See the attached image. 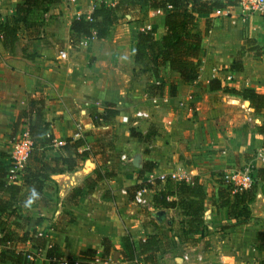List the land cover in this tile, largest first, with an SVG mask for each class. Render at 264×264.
<instances>
[{"label":"crops","instance_id":"1","mask_svg":"<svg viewBox=\"0 0 264 264\" xmlns=\"http://www.w3.org/2000/svg\"><path fill=\"white\" fill-rule=\"evenodd\" d=\"M101 1L113 4L116 0H61L46 8L49 23L44 31L55 40L58 50L43 44V32L38 42L30 46V40L20 32L13 53L6 51L0 41V163L8 173L13 171L10 160L13 125L20 112L28 111L31 100L42 103V119L50 124L54 145H61L68 136L79 135L73 121L77 118L75 113L80 104H96L98 100L85 103L82 97H89L98 80V85H105V90L99 97L104 105L96 113H102L106 103H112L118 113L110 119H119V127H133L137 135L130 132L127 142H114L110 150L115 154L114 159L104 164L112 166V170L108 169L112 175L103 176L93 188L86 182L95 166L91 159V166L83 164L71 172L50 173L51 181L46 182L42 193L44 201L33 199L22 187L19 195L11 200V206L0 215V238L3 227L15 233L12 240L0 242V264H14L19 253L32 255L31 261L25 258L29 263L50 264L45 256L48 243L56 244L61 259L68 264L73 259L77 264L80 248H94L97 256L103 239L113 247L104 258L107 264H181L184 253L190 256L188 264H249L264 259V251L256 248V234L264 231L261 182L253 178L255 197L249 204L250 218L243 223H236L227 207L219 204L218 197V180L223 174L249 168L254 177L255 168L262 165L258 154L264 155V138L257 131L262 116L245 104L248 100L226 93L222 87H250L264 93V19L257 14L242 13L237 4L220 8L229 10L228 15H216L213 10L200 16L197 20L202 34L199 74L195 80L183 82L167 64L159 68L158 78H154L144 70L145 64L134 62L136 35L140 29H155L157 38L163 35L162 10L156 13L147 6L135 8L131 15H124L130 17L128 26L120 25L121 19L106 38L87 40L82 37L78 44L71 45L70 22L78 17L88 18ZM20 2L0 0V21L14 14ZM51 16L53 19L49 21ZM206 21L210 28L205 35ZM125 32L131 34L129 44ZM83 43H88L87 50L80 48ZM246 44L249 48L258 46L260 53L247 49L240 70H230L229 65ZM23 49L25 55L34 54V57H25ZM59 51H65L66 57L59 58ZM76 55L85 60L95 57L93 70L85 78ZM101 63H105L100 69L102 77L93 74ZM134 67L142 71L132 80L127 71ZM116 73L126 75L127 80L124 77L121 84ZM140 77L147 78L142 84L141 98L131 92L127 102L124 96L117 94L124 90L123 95H126V82L137 85ZM214 79L220 83L218 89H212V85L215 86L212 82L210 88V81ZM172 88L173 95L170 94ZM138 109L146 111L148 118L133 124V112ZM28 115L27 112L21 117L19 131L26 128ZM123 115L129 116L131 122H122ZM139 123L142 125L138 128ZM122 154L126 160H121ZM137 154L139 167L131 163ZM46 158L44 160L53 166L54 162ZM83 167L86 172L75 176L74 182L67 178ZM60 173L64 174L63 178H51ZM21 174L22 171L16 174V183L20 185ZM170 174L177 177L172 179ZM161 175L165 176L163 180L159 178ZM169 179L175 185L183 183L202 195V212L198 211L197 196L187 190L167 195L166 200L173 201V205L163 207L158 199ZM5 181L13 180L8 175ZM63 186L65 189L60 193ZM137 188L146 189L149 207L133 203ZM122 189L126 193H122ZM77 194L75 199L73 196ZM7 196L0 192V199L8 200ZM207 214L210 225L205 223ZM39 231L45 235L37 236ZM23 233L28 234L27 239L22 238ZM127 234L136 251L131 261L123 260L120 253L121 238ZM150 236L155 245H147L143 253L140 252V241ZM37 237L45 239L44 248L36 246ZM197 256L201 257L200 261Z\"/></svg>","mask_w":264,"mask_h":264},{"label":"trees","instance_id":"2","mask_svg":"<svg viewBox=\"0 0 264 264\" xmlns=\"http://www.w3.org/2000/svg\"><path fill=\"white\" fill-rule=\"evenodd\" d=\"M61 0H21L14 8V14L6 16L0 21V41L2 47L13 53L15 43L19 39V33L28 40L38 39L42 34V26L44 25L45 10L49 5L57 4ZM234 0H116L113 4H107L101 1L94 6L88 18L78 17L70 22L69 26V41L71 45H76L83 37L87 40L104 39L124 15H131V11L135 8L147 6L150 9H160L164 11V33L160 38L155 36V29H140L136 35L134 62L136 64H145L150 75L158 78L159 68L167 64L172 71L179 74L183 82L193 81L198 77L200 68V43L202 34L197 28V20L200 16L211 13L215 9L225 8L236 5ZM210 24L206 21L204 34L209 31ZM22 30V31H21ZM250 51L259 54L260 48H248ZM249 51V50H248ZM26 50L22 53L25 55ZM25 57L33 58L34 54L25 55ZM242 66V61L234 59L229 65L230 70L238 71ZM214 83L213 88H219L220 83L217 80L210 81ZM161 93V85H158ZM222 90L226 93L240 96L243 100L249 101L251 107L256 114L262 116L263 121L257 126V131L264 138V93L256 92L253 88L245 87L243 89L230 88L223 85ZM170 94H174L173 88L170 89ZM42 103L39 100H31L28 111L19 113L18 119L14 122L11 137L19 132L18 124L21 123V117L29 113V120L26 123V129L32 140V146L29 152L26 166L22 169L21 180L22 185L17 184V180L8 183L5 178L8 176V169L0 163V192L8 194V200L0 199V215L6 208L10 207L11 200L16 198L22 187L28 190V195L33 199L44 201L42 197L43 189L46 187V182L51 181L50 173L73 171L79 165L80 159H87L89 150H79L85 145V140L78 138L67 141L59 145V149L64 152L63 155L53 156L50 158L54 165L44 160L45 151L54 145V136L51 133L49 122L42 119ZM118 111L114 109L112 103H106V108L102 113L94 114L96 117L108 120L116 115ZM132 135H137L132 133ZM71 142V144H68ZM143 171V170H142ZM109 172L102 175L95 171L93 180L86 178L89 188H93L95 184L103 178V176H111ZM255 179L262 184V192L264 194V165L255 168ZM218 197L219 204L227 207L228 214L235 218L236 223L240 224L250 218L249 204L254 200L255 187L254 179L252 186L246 189H235L230 182H226L222 176L218 180ZM144 186V185H142ZM147 187V186H146ZM190 191L192 195L197 196L199 203L198 211L202 212L201 203L203 196L192 190L189 186L183 183L175 185L170 179L167 180L163 192L160 193L158 202L163 207H170L173 201H167L166 196L173 194L175 191ZM35 193V195H33ZM81 192L78 194L80 195ZM71 194V193H70ZM73 196L75 199L79 195ZM194 230V229H193ZM15 235L14 230H5L2 228V236L0 242L12 240ZM23 239L28 238L27 233H23ZM22 238H18L21 240ZM152 236L144 241H140V252L143 253L145 246H154ZM256 248L264 251V231H258L256 234ZM22 241V240H21ZM45 239L37 237L36 246L45 247ZM49 247L45 249V256L50 260V264H58L61 254L59 253L55 243H48ZM113 249L107 239L102 240L101 250L96 256V249L83 247L80 248L77 258V264H94L95 257L101 260L107 258ZM120 253L122 259L131 261L135 258V247L131 237L127 234L121 238ZM24 254L19 253L13 260L14 264H32L27 262ZM70 260L69 264H75V261ZM249 264H264V259L258 260Z\"/></svg>","mask_w":264,"mask_h":264},{"label":"rangeland","instance_id":"3","mask_svg":"<svg viewBox=\"0 0 264 264\" xmlns=\"http://www.w3.org/2000/svg\"><path fill=\"white\" fill-rule=\"evenodd\" d=\"M150 11L151 10H148V12H150ZM43 18H44V23H43L44 25L42 26V31H43L44 37L42 36L43 37L42 40L39 39V41L41 40L44 45H49V47H53V49L58 50L59 47L55 46V43H56L55 40L52 38V36L48 35L49 33H46L44 31L46 24L48 25L49 22L47 21L46 16H43ZM49 18H50L49 21H51L53 19L52 16ZM129 22H130V17L125 16L122 18L120 25L128 26ZM124 35L126 36L127 44H129L130 43L129 37L131 34L129 32H127V33L125 32ZM22 38H24V37L22 36ZM36 42H38L37 39L30 40L29 46L31 44H35ZM79 45H80V43H79ZM87 45H88V43H83L82 47H80V48L87 50L86 49ZM248 45L249 44H246L242 47V51H240L239 56L237 57L238 60L239 59L242 60V56L245 54V51H247V49L250 47V45L249 46ZM76 57H77V61L81 65V71H82V74L85 78L93 70L91 65H92L93 61H95V57L92 58V56H89L86 58V60L81 55H76ZM125 58H127V53H125ZM82 61H84V63H82ZM89 62H90V64H88ZM101 64L102 65L98 66V70H95L93 73V74H96L97 76L99 75L100 77L103 76L100 73V69L102 68L101 66L105 67V63H101ZM141 71H142L141 68H137V70H136L134 67V69L129 70L127 72H128V75L133 80V79H136L140 75ZM115 77L119 78L121 84H122V79L124 77L127 80L126 75L124 76L122 73L121 74L116 73ZM146 79H147L146 77L138 78V84L137 85H131V83L128 84V82H126V84H125L126 85V92H125L126 95H123L124 90L117 93V94L120 95L121 97L124 96L123 99L124 100L127 99V102L130 101L129 95L131 94V92L136 93L138 95V99L141 98L142 92L144 90V86L142 84H143V81H146ZM98 83H99V80H98V82H96V84H95L96 86H94V88L91 90V92L90 93L87 92L89 97H87V98L82 97V99L85 101V103H91L92 104L93 101L98 100L96 102V104L94 106H89V105L83 106L82 104H80L78 111L75 113L77 118L74 119L73 121L76 124L75 130L78 131L79 135H76L74 137L68 136L62 142V144L65 143L68 138H71L72 140L82 138L85 140V145L80 148V151L83 149H88L89 150L88 158L91 159L95 163V166L92 168V170H94V171L91 170V173H89V176H90L89 178H91V179L95 178V175H94L95 171L100 172L101 174H107V173H109L110 170H112V166L107 167L104 164L106 163V160L114 159V158H112V156H114L115 154L110 152V150H112V148H114V142L120 141L122 143H125L128 140L127 134H130V132H131V134L136 133V131H135V129H133V127L132 128L128 127V126L119 127L120 126V124L118 125L119 119L117 121L112 120V119L104 120V119H100L94 115V114H96V112H99L98 109L102 108L104 105V100L99 98V97L102 96V91L105 90V87H104L105 85L104 86L98 85ZM87 88H89V87H86V89ZM128 105L129 104H127V106ZM244 107H245V105H244ZM88 117H90V118H88ZM91 121H92L93 125L91 124ZM140 123L138 125V128L141 127V125H142V124L140 125ZM89 124L91 126H89ZM85 130H87V131H85ZM85 134H87V136ZM68 144H71V142H69ZM59 145L60 144L53 145L52 147L48 148L45 151L46 152L45 157H47L46 158L47 160H50V157H52V156H59V155L64 156L65 155L64 152L59 149ZM84 160L85 159L79 160V165L77 168L81 167L84 164ZM12 166H14V165H12ZM108 169H110V170H108ZM55 190L56 189H54L53 191H55ZM146 207H149V205Z\"/></svg>","mask_w":264,"mask_h":264},{"label":"built area","instance_id":"4","mask_svg":"<svg viewBox=\"0 0 264 264\" xmlns=\"http://www.w3.org/2000/svg\"><path fill=\"white\" fill-rule=\"evenodd\" d=\"M237 3L238 8L244 14L252 15L257 14L262 19H264V0H234ZM161 10L156 9V13H159ZM216 15H228L229 10L227 9H215L214 10ZM58 57L63 59L66 57L65 51H59ZM148 118V113L143 110H136L133 112L132 122L136 124L139 119H146ZM122 122H131L130 117L123 115L121 117ZM11 153L10 158L12 165H14L13 171H9L8 175L9 178L12 180H16L17 173L21 172L24 166L27 163L29 152L32 146V140L29 136L28 130L25 128L14 136L11 137ZM262 165H264V155L262 153L258 154ZM121 160H126V156L124 154L121 155ZM176 174H170V178H176ZM161 180L165 178L164 175L159 176ZM222 178L226 182H230L235 189H246L250 188L253 183V176L251 174V170L249 168L241 169L239 171H234L232 173H225L222 175ZM122 193H126L125 189L121 190ZM133 203L142 206H148L150 204V200L147 197L146 189L145 188H137L133 194ZM45 235L44 232L39 231L37 232V236L41 237ZM26 259L31 261L33 260V256L27 254ZM190 260V256L187 253H184L181 256V264H188ZM197 260L200 261L201 257L197 256ZM94 264H107V260H101L98 257H95L93 262ZM59 264H68V261L65 259H59Z\"/></svg>","mask_w":264,"mask_h":264},{"label":"water","instance_id":"5","mask_svg":"<svg viewBox=\"0 0 264 264\" xmlns=\"http://www.w3.org/2000/svg\"><path fill=\"white\" fill-rule=\"evenodd\" d=\"M246 105H249V101H246L245 102ZM131 163L135 166V167H139L140 166V163H139V155H135L132 159H131ZM92 165V162L90 159H86L84 161V166H91ZM86 172V168L83 167L81 170H77L73 176H69L67 174H65V176L67 175V178L69 180H71L72 182H74L75 180V176H78V175H81L82 173H85ZM64 174H55V175H51V178H54L55 180H59L60 178H63ZM69 176V177H68ZM64 185V184H63ZM64 186L61 187V189H59V192L62 193L64 191ZM159 213H161V211H159ZM205 223L207 225H210V216L207 214L205 216Z\"/></svg>","mask_w":264,"mask_h":264},{"label":"clouds","instance_id":"6","mask_svg":"<svg viewBox=\"0 0 264 264\" xmlns=\"http://www.w3.org/2000/svg\"><path fill=\"white\" fill-rule=\"evenodd\" d=\"M33 195H35V193H33ZM30 202V201H29Z\"/></svg>","mask_w":264,"mask_h":264}]
</instances>
